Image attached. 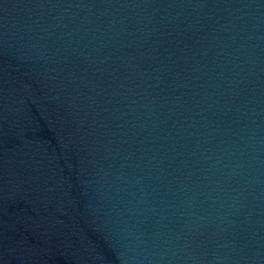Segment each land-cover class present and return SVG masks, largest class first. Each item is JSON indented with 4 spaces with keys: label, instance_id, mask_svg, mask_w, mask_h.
I'll return each instance as SVG.
<instances>
[{
    "label": "water",
    "instance_id": "1",
    "mask_svg": "<svg viewBox=\"0 0 264 264\" xmlns=\"http://www.w3.org/2000/svg\"><path fill=\"white\" fill-rule=\"evenodd\" d=\"M0 264H264V0H0Z\"/></svg>",
    "mask_w": 264,
    "mask_h": 264
}]
</instances>
